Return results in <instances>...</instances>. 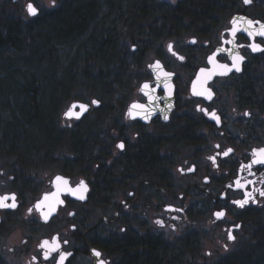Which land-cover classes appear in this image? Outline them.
<instances>
[{"label": "flooded vegetation", "instance_id": "flooded-vegetation-1", "mask_svg": "<svg viewBox=\"0 0 264 264\" xmlns=\"http://www.w3.org/2000/svg\"><path fill=\"white\" fill-rule=\"evenodd\" d=\"M29 3L39 15H29ZM70 9L75 25L48 37L50 22ZM235 16L264 23V0H12L18 28L44 33L45 69L32 71V83L64 110L61 124L76 127L79 146L27 167L0 151V195L17 201L0 209V264H57L59 253L45 260L39 247L56 237L60 252L71 254L64 264H233L264 236V165L246 167L264 148V52L249 47L264 38L241 29L233 37ZM218 49L243 56L241 71L214 75L205 85L211 100L194 95L210 56L231 67ZM156 61L172 74L170 89L149 67ZM145 83L155 89L152 103ZM73 101L88 105L75 125L64 122ZM134 103L147 106V119L128 115ZM57 174L68 185L45 220L35 203L54 190ZM81 181L84 199L66 190ZM246 192L254 199L241 208L234 201Z\"/></svg>", "mask_w": 264, "mask_h": 264}, {"label": "trees", "instance_id": "trees-1", "mask_svg": "<svg viewBox=\"0 0 264 264\" xmlns=\"http://www.w3.org/2000/svg\"><path fill=\"white\" fill-rule=\"evenodd\" d=\"M0 4V72L3 74H0V103L4 101L3 104H6L0 107V115L6 114L5 117L0 116V151L3 156L14 152L10 157L18 158L23 167L34 166L40 159L54 155L32 159L30 149L38 146L31 143L68 141L65 149L76 150L79 146L78 133L75 126L65 127L61 124V110L55 108L54 97L44 87L37 88L32 83V71L17 70L16 73L7 67L6 62L16 60L19 63L20 60L30 61L34 57L35 65L31 68L34 71L43 70L40 64L44 60V45L41 41L44 40V33L38 32L39 35L34 36L35 32L31 30H20L11 18L12 0H0ZM77 15L73 9L59 13L57 16L60 17L56 16L50 22L51 34L48 37L65 36L68 27L78 21ZM9 100H14L18 108H13ZM53 123L60 124L55 127ZM248 248L233 264H264V236Z\"/></svg>", "mask_w": 264, "mask_h": 264}, {"label": "snow or ice", "instance_id": "snow-or-ice-1", "mask_svg": "<svg viewBox=\"0 0 264 264\" xmlns=\"http://www.w3.org/2000/svg\"><path fill=\"white\" fill-rule=\"evenodd\" d=\"M251 2L252 0H244L245 4H249ZM52 3L54 5L55 0H52ZM26 7H27V12L29 13V15L33 17L39 15V10L32 3L27 4ZM240 19H242L244 23L247 25V27L244 28L243 31H245L249 37L255 38L258 36V37L264 38V23H260L259 21H253V20H248L244 18H240ZM237 23H238L237 20L233 21L234 27L231 30V34L233 37L236 36L238 31H240L239 28L235 27ZM256 25H258L259 27L256 28L255 27ZM226 43L232 44L233 41L229 40V41H226ZM249 47L251 48L253 52H264V46H262L261 44L253 42L249 45ZM171 49H172V46L169 45V51H171ZM217 51L218 52L223 51V52L229 53V55L231 56V61H232L231 67H229L228 64H219L216 60V54H214L213 56H210L208 60H209V63L213 65V67L211 69H204V68L200 69V73L197 76L196 81L193 83V94L194 95L205 96L207 99L211 100L213 94L211 92V89L207 88L205 85L214 75H217V74L227 75L228 73L232 72L233 69L237 72L241 71L240 66L244 60L243 56L239 54H232L230 49H218ZM173 55H176V53L173 52ZM178 58L181 60L184 59L182 56ZM149 67L155 71L156 80L160 81L161 79H163L165 81L164 88L170 89L171 86L166 81L170 78L172 74L164 71L163 66L160 64L159 61H156L154 64L149 65ZM141 90L144 92L146 96H148L150 103L155 101L156 98L153 95L155 89H153L151 85H149L148 83H145L142 86ZM92 104L99 105V101L94 100L92 101ZM76 108H79L80 111H75ZM87 110H88V105H84V104L75 105L74 104L72 108H70L69 111L65 113V115L69 119L75 118L78 120ZM201 111L207 112L206 109H201ZM147 112H148V109L146 105L134 103L131 105L128 115L132 118H135L137 115L144 114L143 118L147 119L148 118V115L146 114ZM209 115L217 123L219 122V117L216 115L215 112H212ZM165 119H167V116H165ZM118 147L120 149H123L125 146L123 143H121L118 145ZM231 151L232 149H228L227 151L223 153V155L227 156ZM210 159H212L213 162H215V157H210ZM252 164L264 165V148L254 150L252 163L247 165L246 167L250 170L252 167ZM192 170L193 169H189V171H192ZM181 171L183 170L181 169ZM55 185H56V191L51 194L45 195L43 201H41L35 206L37 209H41V210L44 207L48 208L47 212L42 211V215L44 216L45 220L48 219L51 212L55 211L57 204L63 203V201L59 199V195L62 190L61 186H64L65 188H67L68 181L65 180L63 177L57 176ZM236 185L238 188H242V189L247 187L246 184H241L239 180L236 181ZM67 190L72 192L73 194L80 192L81 194L79 198L84 199L85 197L83 195V192L87 191V185L83 181H81L76 189L73 190V189L68 188ZM260 195L264 196V190L260 191ZM245 197H246L245 199L234 201V203L239 205L241 208H243L249 202V199H254L251 192H246ZM16 207H17L16 196L14 194L10 196L9 195L0 196V209H15ZM29 212H31V209H29ZM215 216L217 219H221L225 216V212L223 211L216 212ZM157 223L162 224L163 222L157 221ZM228 239L235 240V236H233L231 232H229ZM64 243H67V241H64ZM39 247L41 249H46V251L44 252L45 260L54 258L51 256L52 253H59V259L57 260V264H64V261L67 259V256L71 255L70 253L60 252L61 243L58 237L53 238L51 241L44 240L40 244ZM95 255L99 257L101 254L99 252H95ZM100 264H104V262L100 261Z\"/></svg>", "mask_w": 264, "mask_h": 264}, {"label": "rangeland", "instance_id": "rangeland-1", "mask_svg": "<svg viewBox=\"0 0 264 264\" xmlns=\"http://www.w3.org/2000/svg\"><path fill=\"white\" fill-rule=\"evenodd\" d=\"M0 8H1V4H0ZM35 59H36V57H35ZM13 60V59H12ZM7 64V67L9 66V69H13V70H15L16 71V73L18 72V71H27V70H29V71H33L34 69L33 68H31L32 66H34L35 65V63H34V57H32L31 58V60L29 61L28 59H24V60H20L19 61V63L16 61V60H14V61H9V62H6ZM30 63V64H29ZM40 68L41 69H45L44 68V60L42 61V64H40ZM18 70V71H17ZM0 74H1V72H0ZM1 75H3V74H1ZM8 101V100H7ZM3 102L4 101H2V103H0V107L2 108V107H4L6 104H3ZM9 104H11V106L13 107V108H18V107H16V104H15V101L13 100H9ZM62 111H64L63 109L61 110V112ZM0 116H2V117H5L6 116V114H1ZM65 123H73V125H75V119H70V121L68 120V119H65V121H64ZM63 122V123H64ZM65 126V125H64ZM58 129L60 130L61 128L60 127H58ZM68 142V141H67ZM67 142H57V143H55V144H52V143H50V142H47V141H40V142H37V141H34L33 143H31V145H34V144H37L36 146H38L37 148H38V150H37V148L35 147V148H32V149H30V154L32 155V159H36L37 160V157H39V156H42V157H47V156H52V155H59V154H57V152L58 151H60V150H65V148H66V144H67ZM66 145V146H65ZM26 154V153H25ZM42 163V162H41ZM41 163L39 162V164L41 165ZM43 165L44 166H46V163L44 162L43 163ZM50 170V168L47 170V171H49ZM38 171H40L41 173H43V174H45L46 172L44 171V170H42V169H40V170H38ZM48 176H52V171L51 172H48V173H46ZM27 204V203H26Z\"/></svg>", "mask_w": 264, "mask_h": 264}, {"label": "water", "instance_id": "water-1", "mask_svg": "<svg viewBox=\"0 0 264 264\" xmlns=\"http://www.w3.org/2000/svg\"><path fill=\"white\" fill-rule=\"evenodd\" d=\"M234 20H237V21L240 20V19H239V16H235V17L233 18V21H234ZM241 21H242V20H241ZM238 22H239V21H238ZM242 22H244V21H242ZM235 27H237V28L243 30L245 26H243V27H239V25H238V23H237V24L235 25ZM212 67H213V65H212ZM74 104H75V105H80V104L87 105L86 103L79 102V101H76V102L71 103L70 107L67 108L66 111L64 112V116H65V117H67V116L65 115V113L68 112L69 109L72 108V106H73ZM75 111H80V109H77V108H76ZM67 118H68V117H67ZM57 176L60 177V175L57 174V175L54 177V179H53L54 190L49 191V192H44V193L42 194L41 198H40L39 200L36 201L35 206H36L38 203H40L41 201H43L45 195L51 194V193H53V192L56 191V185H55V182H56V177H57ZM61 188H62V187H61ZM63 190H64V189H63ZM66 190H67V189H66ZM67 191H68V190H67ZM61 192H62V190H61ZM61 192H60V193H61ZM12 194H14V195L16 196L15 193H11V194H7V193H5L4 195H9V196H10V195H12ZM4 195H0V196H4ZM59 199L61 200L60 195H59ZM16 204H17V201H16ZM58 206H59V204L56 205L55 211L51 212V214L49 215L48 219H49L53 214L56 213V211H57V209H58ZM38 210L40 211L41 216H42L43 219H44V216L42 215V211H43V212H47V211H48V208H47V207H44L42 210H41V209H38ZM48 219H47V220H48ZM93 253L95 254L94 250H93Z\"/></svg>", "mask_w": 264, "mask_h": 264}, {"label": "bare ground", "instance_id": "bare-ground-1", "mask_svg": "<svg viewBox=\"0 0 264 264\" xmlns=\"http://www.w3.org/2000/svg\"><path fill=\"white\" fill-rule=\"evenodd\" d=\"M73 102H75V101H73ZM71 104V103H70Z\"/></svg>", "mask_w": 264, "mask_h": 264}]
</instances>
